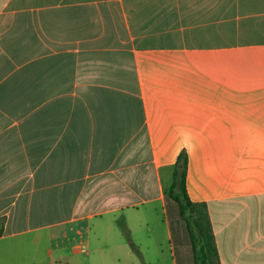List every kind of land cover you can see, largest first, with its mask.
I'll return each mask as SVG.
<instances>
[{"label": "crops", "instance_id": "1", "mask_svg": "<svg viewBox=\"0 0 264 264\" xmlns=\"http://www.w3.org/2000/svg\"><path fill=\"white\" fill-rule=\"evenodd\" d=\"M183 164L213 264H264V0H0V264L28 241L53 264L92 229L116 259L118 226L150 240L158 206L195 264Z\"/></svg>", "mask_w": 264, "mask_h": 264}, {"label": "rangeland", "instance_id": "2", "mask_svg": "<svg viewBox=\"0 0 264 264\" xmlns=\"http://www.w3.org/2000/svg\"><path fill=\"white\" fill-rule=\"evenodd\" d=\"M166 188L169 191L170 185L167 183ZM174 195L176 194L178 196L179 194V188H177L175 191L171 192ZM170 210L164 211L162 206H158L152 211V218H151V225L153 226L154 231H150V240L148 237H144L139 235L137 236V232L135 231L133 234H131L129 231L126 233L121 230V225L118 226L117 231L120 233V240L115 241L114 243L109 242L106 247H104L103 251L105 254H110V252L114 251H120V254L118 258H111V257H105L102 258L99 256V254L96 252L97 249H99V236L94 232L95 229H92L89 233H84V239L79 242L76 245H78L80 248L83 249V252L72 255L70 253V249L67 250V253H69V256L60 258L58 256H54L53 264H173V256L170 251L171 243L169 241V238L167 236V224L170 225L172 230H175V217L173 215V209L169 208ZM183 218V217H182ZM184 219V218H183ZM191 221L190 228L188 227L190 233L192 234V231L195 233V238L197 239V249H200V246L202 245V241H199V234L198 231L195 229V224L193 223V220ZM167 222V224H166ZM186 224L187 221L185 220ZM188 226V224H187ZM175 238V237H174ZM47 239V238H46ZM210 241V240H209ZM207 241V245L210 247L212 245L211 241ZM124 242L126 244V247L130 251V254L124 257V250L122 251V248H120V245L123 244L124 249ZM149 242L148 246L147 243ZM153 242L154 244H158L162 246L163 249V256L161 257V261L157 262L156 257L154 255V249H153ZM48 244L44 243L40 247L34 246V244L31 241H28V243L20 246L16 245L15 249L13 247L11 257L13 258L14 264H31V258L33 256H36L39 261H37V264L40 263V258L45 254L46 248ZM79 249V250H82ZM208 251L209 260L213 262L214 258V251L208 247H206ZM197 250V251H198ZM147 251L148 254L146 253ZM144 254V256L142 255ZM178 257V256H177ZM42 264H47L46 262H43Z\"/></svg>", "mask_w": 264, "mask_h": 264}, {"label": "trees", "instance_id": "3", "mask_svg": "<svg viewBox=\"0 0 264 264\" xmlns=\"http://www.w3.org/2000/svg\"><path fill=\"white\" fill-rule=\"evenodd\" d=\"M185 169L186 166L183 164L182 167L178 168L177 172V180L175 184V188H179V194L178 196L174 197L175 200L177 201L179 208H180V213L181 216L187 221L188 227L190 228L192 218L189 216V207L191 205L190 199L185 192ZM194 223V222H193ZM195 224V223H194ZM205 234H203L204 238ZM205 241L202 242V245L200 246V249L198 250L197 247L194 245V254H195V264H213L212 261L209 260L208 251L206 247L210 248L214 251V248L212 245L210 247L207 245L208 238H204ZM210 242V241H209ZM198 250V251H197Z\"/></svg>", "mask_w": 264, "mask_h": 264}]
</instances>
